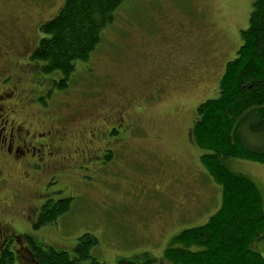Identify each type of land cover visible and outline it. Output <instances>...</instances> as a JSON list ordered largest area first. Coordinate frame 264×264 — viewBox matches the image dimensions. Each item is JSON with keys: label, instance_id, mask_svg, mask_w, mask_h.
<instances>
[{"label": "rangeland", "instance_id": "obj_1", "mask_svg": "<svg viewBox=\"0 0 264 264\" xmlns=\"http://www.w3.org/2000/svg\"><path fill=\"white\" fill-rule=\"evenodd\" d=\"M253 1L125 0L113 11L112 22L102 29L101 41L88 60L76 62L67 88L41 96L42 108L37 104L24 107L23 113L37 119L36 126L51 119L58 129H64L60 145L63 153L84 146L99 153L106 128L115 123L114 116L119 112L139 129L128 135L111 159L103 156L95 163L70 169L66 171L68 176L62 173L61 181L48 185V194L41 202L70 198L69 210L54 223L34 228L32 220H27L31 214L28 203L3 193L20 186L21 195L30 197L36 189L23 184L17 170L11 173L0 191V215L4 222L12 220L7 234L15 239L10 249L17 257L11 264L28 263L19 242L24 234L43 248L52 246L71 256L78 237L84 233L96 237L98 242L90 255L104 264L142 259V253L156 259L155 264H169L162 253L171 237L182 229L205 223L221 201L219 186L200 162L203 151L196 146L192 129L197 106L218 96L219 79L226 62L235 57L240 46V32L248 25ZM62 3L63 0H0V44L11 46V50L7 48L10 61L21 47L14 45L13 35H24L32 50L42 37L39 25L53 18ZM171 18H175V26L187 23L196 31L190 41H181L178 56L169 43ZM9 36L11 42H7ZM223 47L226 52L221 54ZM191 54L197 61L189 66L201 64L197 73H202L194 88H188L182 79L186 72L180 68ZM32 62L41 65L36 60ZM164 72L167 80L159 78ZM57 75L52 71L44 77ZM162 80L167 94L153 102L149 96ZM25 83L26 80L22 82ZM48 86L46 82L44 87ZM80 155L72 154V162L82 163ZM169 160H173L171 165ZM228 166L257 184L264 209V163L230 158ZM155 179H167L170 185L166 190L138 189L137 184L149 187V181ZM45 181L44 175L39 176L36 187L41 188ZM2 247L0 240V250ZM252 249L264 252V241L254 242Z\"/></svg>", "mask_w": 264, "mask_h": 264}, {"label": "trees", "instance_id": "obj_2", "mask_svg": "<svg viewBox=\"0 0 264 264\" xmlns=\"http://www.w3.org/2000/svg\"><path fill=\"white\" fill-rule=\"evenodd\" d=\"M123 1L63 0L56 15L39 25L42 37L30 59L41 63L44 74L58 73L55 89L67 88L76 62L88 60L101 41L102 29L112 22L113 11ZM240 38L235 57L226 62L219 79L218 96L197 106L192 129L194 142L203 151L200 162L219 186L221 201L205 223L171 237L162 253L169 264H264V252L252 249L254 242L264 241L261 191L251 178L228 166L230 158L264 163V0L253 1ZM69 201H47L33 227L54 223L69 210ZM23 236L33 264H104L90 255L98 241L89 233L78 237L71 256ZM16 257L5 247L0 264H11ZM142 257L120 259L118 264L156 262L147 253Z\"/></svg>", "mask_w": 264, "mask_h": 264}, {"label": "flooded vegetation", "instance_id": "obj_3", "mask_svg": "<svg viewBox=\"0 0 264 264\" xmlns=\"http://www.w3.org/2000/svg\"><path fill=\"white\" fill-rule=\"evenodd\" d=\"M171 18V27L173 28L171 47L175 55L180 53L181 41H190L191 36L195 34V29L192 25L187 23H177L175 26ZM176 21V20H175ZM202 24V23H201ZM183 26L186 28L183 29ZM203 28L207 27L204 23ZM18 35V36H17ZM225 35V34H223ZM226 36V35H225ZM14 45L18 44L21 47L15 52L16 57L10 61L8 58L7 48L11 50V46L2 42L0 44V191L7 185L10 175L14 170H17L18 177L22 179L23 184H31V187L36 188L30 197L27 195H21L23 189L17 186L3 191L4 194H10L13 196H19L22 200H25L30 213L27 215V220H32L34 225L39 216L42 214V207L49 199L41 202L42 198L47 196V187L54 181H61L62 175L65 173L67 176L68 170H75L76 168L95 163L101 157L105 156L107 160L111 159V155L114 154L115 149L121 147L122 143L127 140L128 135L133 131H138L137 126H133L127 117L118 113V116H114L115 123L107 126L106 133L104 134V141L99 153H93L90 148L84 146L81 149H76L72 153H63L60 145L64 140V129H58L51 119L49 122L45 121L40 125H35V119L31 114L23 113L25 106H31L37 104L40 108L43 107L39 102L41 96H51V93L55 90V81L58 78H45L41 70V65H33L30 59L31 48L29 39L27 40L24 35L14 34ZM30 38V37H29ZM205 38H207V33ZM10 40V36L8 38ZM16 40V42H15ZM178 41V46L177 45ZM226 47L227 41L223 43ZM195 46V45H194ZM220 51L217 49V54L226 52V48ZM33 49V48H32ZM24 50H28L25 53ZM192 55V54H191ZM188 55L184 60V65L180 68L185 70L182 79L187 84L188 88H194L199 81L202 73H197L196 66H189L192 62L197 61L195 55ZM181 61V58L179 62ZM204 60H202L203 62ZM185 62H188L187 64ZM201 62V63H202ZM209 69L208 66H205ZM33 69V70H32ZM208 72V70H205ZM165 72L159 77L167 80L164 77ZM26 80L25 84H22ZM165 80L160 81L158 86L150 94L149 99L151 101L158 102L164 95H166ZM49 83L48 87H44L45 83ZM44 84V85H43ZM42 85V86H41ZM167 86V85H166ZM169 87L173 89L174 86L169 84ZM114 133L116 134L114 136ZM90 135L93 136L94 132L90 131ZM114 136V137H112ZM116 146V148H115ZM80 155L82 163L77 164L72 162V154ZM173 160H169L168 163L172 164ZM89 163V164H87ZM101 166V163H99ZM63 173V174H62ZM44 175L45 183L41 188H37L35 183L39 176ZM149 181V187H145L144 184H137L139 190H166L170 185L167 179L156 181ZM165 188V189H164ZM41 189V190H40ZM59 198L52 200V204L56 201L65 199ZM36 213V219L33 221V214ZM12 220L4 222L0 215V240L3 243V247L0 253L5 247H12L15 239L13 236H8V229L11 227ZM19 236V235H17ZM10 238V239H9ZM19 242L25 251V258L28 260L27 264H33L29 262L28 252L24 241L19 237ZM15 253V251H14ZM26 260V261H27Z\"/></svg>", "mask_w": 264, "mask_h": 264}]
</instances>
